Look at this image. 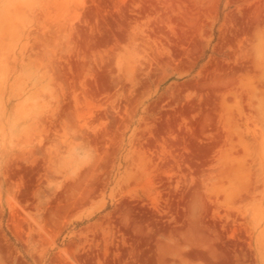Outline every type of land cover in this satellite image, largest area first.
Segmentation results:
<instances>
[{"label": "rangeland", "instance_id": "rangeland-1", "mask_svg": "<svg viewBox=\"0 0 264 264\" xmlns=\"http://www.w3.org/2000/svg\"><path fill=\"white\" fill-rule=\"evenodd\" d=\"M0 264H264V0H0Z\"/></svg>", "mask_w": 264, "mask_h": 264}]
</instances>
